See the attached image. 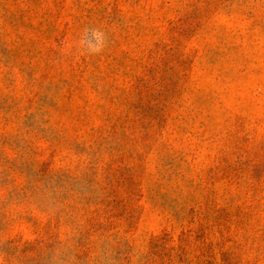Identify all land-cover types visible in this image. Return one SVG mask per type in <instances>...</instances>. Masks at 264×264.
<instances>
[{"label": "rangeland", "instance_id": "rangeland-1", "mask_svg": "<svg viewBox=\"0 0 264 264\" xmlns=\"http://www.w3.org/2000/svg\"><path fill=\"white\" fill-rule=\"evenodd\" d=\"M0 264H264V0H0Z\"/></svg>", "mask_w": 264, "mask_h": 264}]
</instances>
